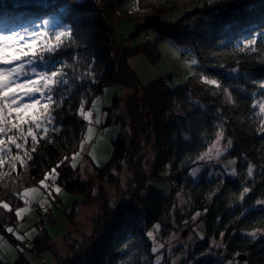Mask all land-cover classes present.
Wrapping results in <instances>:
<instances>
[{"label": "trees", "instance_id": "16d2710c", "mask_svg": "<svg viewBox=\"0 0 264 264\" xmlns=\"http://www.w3.org/2000/svg\"><path fill=\"white\" fill-rule=\"evenodd\" d=\"M187 1L139 0L137 4L136 0H0V31L13 32L55 18L59 29L71 32L56 57L57 62H66L67 84L60 85L54 94L57 100L64 99L52 113L54 121L48 125L50 140L38 135L37 150L32 152L27 167L17 164L13 171L6 163L0 168L11 173L0 180V201L10 203L13 209L22 208L23 199L15 193L39 187V181L53 168L58 176L55 181H48L49 187L55 183L61 189L78 193L80 200H74L73 207L94 199V182L106 179L112 183L123 163L132 175L133 185L125 203L117 208L101 204L91 234L84 235L71 254L53 264H156L146 232L155 222L165 223L174 202L173 191H181L189 200L183 218L199 213L205 245L208 237L223 234L224 249L229 255L241 254L247 264H264V235L251 238L241 234L250 230L264 233V205L254 206L256 201L264 200V132L258 131L261 117L255 115L258 108H253L256 101L264 98V0H200L196 5H185L173 23H162L160 13ZM133 10L141 18L138 22L133 17L134 33L151 31L153 38L129 47L115 41L119 45L116 48L111 45L115 24ZM191 19H197L192 26ZM253 37H257L256 51L241 52L244 42ZM163 40L188 47L197 64L190 67V74L183 80L165 75L137 85L126 57L139 51L155 62L159 57L157 44ZM192 73L220 80L231 93V101L222 90L202 83L199 75ZM106 85L130 88L122 106L124 114L114 117V121L127 125L128 132L112 139V154L107 162L94 166L93 173L83 176L79 164L71 166V157L81 150L87 126L80 115L81 103L84 109L89 108ZM120 107L119 98L114 96L112 103L104 106L106 121H111V112ZM221 130L224 139L232 141L221 158L235 161V175L220 172L207 178L203 176L204 169L194 180L189 173L191 168ZM143 142L150 143L152 152L148 173L139 162ZM24 150L31 152L30 138L21 154ZM15 151L13 148V155ZM66 156L70 159L57 168ZM249 164L255 167L251 177L246 172ZM160 177L169 180L170 193L147 188L148 178ZM244 187L251 191L240 199ZM40 189L46 191L41 186ZM54 197L57 199L58 193ZM130 204H136L138 209L129 212ZM73 207L66 216L70 221ZM29 209L38 211L39 204L33 201ZM24 214L19 219L14 211L0 208V233L14 243L17 240L5 232V227L15 228L26 221L28 215ZM36 222L34 219L33 224ZM47 223L48 229L53 228L46 216L37 234L22 242L25 250L37 256L52 250ZM0 264L30 262L18 250L15 260L6 262L0 258ZM192 264L219 263L200 258Z\"/></svg>", "mask_w": 264, "mask_h": 264}, {"label": "rangeland", "instance_id": "374dc122", "mask_svg": "<svg viewBox=\"0 0 264 264\" xmlns=\"http://www.w3.org/2000/svg\"><path fill=\"white\" fill-rule=\"evenodd\" d=\"M10 1L18 2L25 0ZM198 2H200V0H189L185 3H180L175 8L160 13L159 17L163 24L169 25L180 17L185 5L193 6ZM133 17H136L137 21L141 22V18L137 17L136 10L131 11L128 16L116 22L115 37H112L111 45L116 48L119 47L117 44L129 47L153 38V33H151V31L134 33L135 24ZM46 20L49 21V23L45 24L42 21L41 24L30 25L27 28L13 32L31 39L29 34L32 32L47 30L51 34L53 31L61 29L58 28V23L55 18ZM196 20L197 19H191L189 25L192 26ZM125 33L128 35L127 37H124ZM115 41L117 44H115ZM157 50L159 57L155 62L148 60L139 51L126 57L128 66L136 74L137 85L147 84L165 75H171L172 77L178 76L183 80L190 74L191 68L189 65L190 62L195 59L188 47L178 46L170 40H163L157 44ZM181 53H186L187 56L182 58ZM129 92L130 88L124 85H106L103 87L101 93L92 99L90 107L84 109L85 112L92 111L91 121L86 119L87 126L85 135L81 141L83 150L77 152L78 155H76L75 161L71 159L72 163L80 165L83 176L93 173L94 166H99L107 162L112 154V139L119 133L128 132L127 125L122 124L121 121H114V117L118 113L124 114L122 106ZM114 96L119 98L121 107L111 112L113 118L111 121H106L107 108H104V106L111 104ZM97 97H99V101L96 105L98 112L92 109V102L96 100ZM14 117L15 113L13 114V119ZM97 119H99V123L95 122ZM99 124L102 125V129L96 134V125ZM24 127L26 131L27 125ZM90 128L92 131L89 138ZM215 139L213 141H215ZM227 141L228 140L223 138L221 140V146L227 145ZM207 148L203 152H205ZM226 151H223L219 158L213 156L212 159H197L196 165L192 167L189 172L190 176L196 180L199 178V173L204 169L206 170L203 172V176L207 178H210L212 175L217 176L220 172L228 176H233V164L228 163L230 160H222L221 158ZM140 154L139 162L141 168L145 173H148L152 159L150 143H142ZM254 169L255 167L253 171ZM194 170H196L195 174H193ZM113 176L114 179L112 183L106 179L96 180L93 189L95 198L84 203H76L74 207L72 203L74 200H80V195L75 192L61 189V187L55 183L51 187H48L46 191H41L42 193L35 199L30 200L27 205L24 203L22 208L28 209V211L25 212V214L28 215V219L26 221L24 219L22 223H20V225L23 224L25 226L20 229V234L23 235L25 232H30L32 229H35L36 231L32 233L33 238L37 234L39 226L46 220V216H48L50 222H53V228L51 229H48L49 224H46L48 233L53 242V248L37 256L25 250L22 242L20 243L17 241L14 243L0 233V236H3L8 242L0 248V258L4 259L6 262H12L17 257L18 248L23 249V253L30 264H53L57 259L71 254L73 246H77L84 235L91 234L94 220L96 216L100 214L101 204L106 203L112 208H117L125 203L127 191L133 185L131 172L123 163L120 172L115 173ZM146 186L147 188L163 194H168L171 191L169 180L164 177L148 178L146 180ZM32 187L36 188L38 186H31L28 188ZM55 187H59L61 190L58 193L57 199L54 197L55 194H57L54 190ZM23 191L21 193H23ZM29 196L33 197L31 194H29ZM172 196L174 202L169 208V215L165 218V223L159 225L158 222H155L146 232L147 236L149 232L153 233L152 237L148 236V238L152 246L157 247L154 258L156 264H192L200 258H211L219 264H247L245 257L241 256V254L231 253L229 255L225 251L222 235L218 237H208L207 244L205 245L203 242L205 238L203 221H200V215H197L198 213L195 212L183 218V213L189 208V200L181 191H173ZM33 201L39 204L38 211L32 212L31 209H29L30 203ZM40 201H44L43 207L40 206ZM254 206L257 207L259 205L255 203ZM72 207L73 212L70 221L66 216L71 211ZM45 209H47V211H45ZM137 209L138 206L136 204H130L127 208L129 212ZM34 219H37L38 223L36 222L33 224ZM20 225H17L15 228H19ZM251 231L253 230L242 231L241 234L245 237H249L246 233ZM8 245H11V247H8ZM160 245H162V247H159Z\"/></svg>", "mask_w": 264, "mask_h": 264}, {"label": "snow or ice", "instance_id": "6c2138e0", "mask_svg": "<svg viewBox=\"0 0 264 264\" xmlns=\"http://www.w3.org/2000/svg\"><path fill=\"white\" fill-rule=\"evenodd\" d=\"M136 3L139 4V0H136ZM43 23L47 24L49 21L45 20ZM29 35L31 39L16 32H0V168H3L7 163L8 167L13 171L16 170L17 164L22 167H27V161L32 160V152L37 150L39 143L38 135L40 139L50 140L48 125L54 121L52 113L55 107H59L64 99L61 97L57 100L54 94L60 85L67 84L65 79L66 73L64 71L66 62H57L56 57L65 45V38L71 36L70 30L60 29L51 34L47 30H42L40 32H32ZM256 43L257 37L247 39L243 47L240 48V51L251 50L254 52L256 51L254 47ZM41 64L44 65L43 68L39 66ZM196 64L197 61L192 60L189 66L191 67ZM67 67L72 66L67 65ZM231 71L235 72L237 69H232ZM192 75H199L202 83L222 90L229 101H231V93L228 88L223 86L220 80L210 78L203 73H192ZM261 86L264 87V82L261 83ZM98 101L99 97L92 102V109L97 112L96 105ZM253 108H258L255 115L261 117L258 131L264 132V98L256 101L253 104ZM14 113L15 117L13 119ZM80 115L91 121L92 111L85 112L83 102L80 107ZM95 122L99 123L100 121L97 119ZM25 125H27L26 131ZM52 130L58 131L59 129ZM91 131L90 128L89 138ZM29 138L31 152L24 150L23 154H21V150L25 149V145L29 143ZM223 138L224 132L222 130L218 131L215 141L197 159H212L213 156L219 158L220 154L226 151L228 147H231L232 144L231 139H228L227 145L221 146V140ZM13 148L16 150L15 155H13ZM81 150H83V144H81ZM76 155L78 153L73 154L71 157L73 161H75ZM68 159L70 158L67 156L64 157L56 167H60ZM228 163L234 164L235 161H229ZM71 166L75 168L77 165L76 163H72ZM253 168L254 166L251 164L247 167V175L249 177L253 175ZM195 171L193 174H195ZM10 175V172L0 171V180ZM233 175H235V171H233ZM57 176L56 168L51 169L39 181V186L47 189L49 187L48 181H55ZM39 190V187L25 188L23 193L15 194L23 199L27 205L30 200L35 198L34 196L30 197L29 194L39 193ZM54 190L57 193L61 191L59 187H55ZM250 191L251 189L244 187L240 193V199H243ZM256 203L258 205H264V200H258ZM43 205L44 201H40V206L43 207ZM0 208L10 212L14 211L15 216L19 219L23 218L22 213L28 211L27 208L13 209L10 203L4 201H0ZM24 227L23 224L19 228L5 227V232L14 236L17 241L24 242L30 240L32 233L36 231L32 229L30 232H25L21 235L20 229ZM152 235L153 233H148L149 237H152ZM246 235L251 238H256L258 235H264V233L260 232V230H253L246 233ZM7 243L4 237L0 236V248ZM8 247H11V245H8ZM159 247H162V245ZM18 250L23 251L22 248H18ZM152 251L156 252L157 247H153Z\"/></svg>", "mask_w": 264, "mask_h": 264}, {"label": "built area", "instance_id": "2783aa9c", "mask_svg": "<svg viewBox=\"0 0 264 264\" xmlns=\"http://www.w3.org/2000/svg\"><path fill=\"white\" fill-rule=\"evenodd\" d=\"M187 55L185 53H181V57L182 58H185ZM101 131V126L100 125H97V132H100ZM37 207L36 204L33 205V209H35Z\"/></svg>", "mask_w": 264, "mask_h": 264}, {"label": "crops", "instance_id": "0c3cea01", "mask_svg": "<svg viewBox=\"0 0 264 264\" xmlns=\"http://www.w3.org/2000/svg\"><path fill=\"white\" fill-rule=\"evenodd\" d=\"M32 188H35V187H32ZM42 190L40 189L39 190V193H30L31 195H33L35 198L38 196V195H40L42 192H41ZM34 198V199H35Z\"/></svg>", "mask_w": 264, "mask_h": 264}, {"label": "water", "instance_id": "95a60500", "mask_svg": "<svg viewBox=\"0 0 264 264\" xmlns=\"http://www.w3.org/2000/svg\"><path fill=\"white\" fill-rule=\"evenodd\" d=\"M241 256H243V255H241Z\"/></svg>", "mask_w": 264, "mask_h": 264}]
</instances>
